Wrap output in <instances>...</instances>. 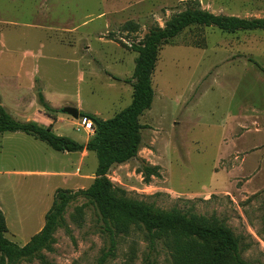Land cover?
Listing matches in <instances>:
<instances>
[{"label": "rangeland", "instance_id": "374dc122", "mask_svg": "<svg viewBox=\"0 0 264 264\" xmlns=\"http://www.w3.org/2000/svg\"><path fill=\"white\" fill-rule=\"evenodd\" d=\"M187 8L264 18V0H0L2 104L20 121L46 126L54 116L55 134L86 143L93 129L81 114L106 120L126 108L133 46ZM152 89L137 156L107 174L116 194L215 219L238 239L243 260L264 264V30L185 29L161 46ZM37 91L53 112L38 104ZM65 107L79 117L63 114ZM96 166L93 152H56L21 132L0 134L6 238L25 245L44 225L55 191L86 189ZM52 237L51 250L19 264H97L110 247L81 197ZM114 240L104 264H197L161 240L151 246L138 226Z\"/></svg>", "mask_w": 264, "mask_h": 264}, {"label": "trees", "instance_id": "16d2710c", "mask_svg": "<svg viewBox=\"0 0 264 264\" xmlns=\"http://www.w3.org/2000/svg\"><path fill=\"white\" fill-rule=\"evenodd\" d=\"M191 26L216 27L226 33L264 30V18L243 19L187 8L172 16L163 28L150 29L143 41L132 48L137 53L133 75L124 81L132 88L130 104L106 120L82 113L93 129L86 143L55 134L54 116L50 117L48 126L15 119L2 104L0 96V134L21 132L56 152L87 151L95 153L97 158L91 184L76 192L57 189L44 216V225L25 245L19 246L6 238L7 226L0 212V264H19L36 257L41 250H51L52 236L58 227L63 226L65 209L80 197L94 206L104 231L109 235V250L97 264H104L107 257L114 254V234L125 233L129 226L140 227L151 246L161 240L172 253L196 259L197 264H252L242 259L238 239L222 223L176 209L157 210L142 201L118 196L107 176L112 166L124 164L137 156L142 128L139 117L152 105V74L161 46ZM37 102L47 113L54 111L39 91Z\"/></svg>", "mask_w": 264, "mask_h": 264}, {"label": "water", "instance_id": "95a60500", "mask_svg": "<svg viewBox=\"0 0 264 264\" xmlns=\"http://www.w3.org/2000/svg\"><path fill=\"white\" fill-rule=\"evenodd\" d=\"M61 111L63 114H67L74 119H77L79 117V111L74 107H65Z\"/></svg>", "mask_w": 264, "mask_h": 264}, {"label": "crops", "instance_id": "0c3cea01", "mask_svg": "<svg viewBox=\"0 0 264 264\" xmlns=\"http://www.w3.org/2000/svg\"><path fill=\"white\" fill-rule=\"evenodd\" d=\"M35 122H37V123H39L37 120H35ZM40 124V123H39ZM49 124H47L46 126H48ZM53 131H54V128H53ZM82 153V152H81ZM85 153H86V151H85Z\"/></svg>", "mask_w": 264, "mask_h": 264}, {"label": "built area", "instance_id": "2783aa9c", "mask_svg": "<svg viewBox=\"0 0 264 264\" xmlns=\"http://www.w3.org/2000/svg\"><path fill=\"white\" fill-rule=\"evenodd\" d=\"M92 128V127H91Z\"/></svg>", "mask_w": 264, "mask_h": 264}]
</instances>
